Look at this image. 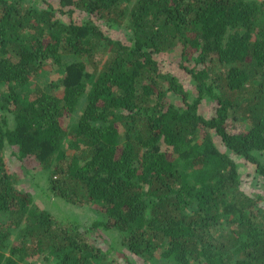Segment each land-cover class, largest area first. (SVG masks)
<instances>
[{
	"label": "trees",
	"instance_id": "trees-1",
	"mask_svg": "<svg viewBox=\"0 0 264 264\" xmlns=\"http://www.w3.org/2000/svg\"><path fill=\"white\" fill-rule=\"evenodd\" d=\"M34 1L0 0V264H121L123 248L148 264H264L262 197L236 160L264 183V0ZM173 51L196 63L194 93L161 71ZM25 160L119 240L104 248L74 208L38 206Z\"/></svg>",
	"mask_w": 264,
	"mask_h": 264
},
{
	"label": "rangeland",
	"instance_id": "rangeland-1",
	"mask_svg": "<svg viewBox=\"0 0 264 264\" xmlns=\"http://www.w3.org/2000/svg\"><path fill=\"white\" fill-rule=\"evenodd\" d=\"M35 0L33 4L37 5V8H46L47 4L51 2V4H56L55 0H44L39 1ZM38 2V3H36ZM174 52V53H173ZM170 54L167 55H158L157 60L159 63V66L161 67V71L168 73L170 72L172 75L176 76L178 80L183 84L185 90L188 92H195L193 82L190 78L189 73L185 70V67L190 69L194 68L195 64L193 61L190 60H182V57L178 53V51H173ZM50 65V66H49ZM53 62L48 64L49 70L48 75L49 78L55 80L57 79L58 72H57V66L54 67ZM185 66V67H184ZM200 68V66L198 67ZM177 102L181 103L182 101L179 99H175L173 97H169L167 99V102ZM216 104L214 102H204L200 106V113L207 117L212 116L215 114L216 110ZM249 124H235L234 128L236 130H246L248 128ZM121 131L123 130L122 127H120ZM217 145L219 148L223 150L222 143L220 141V138H216ZM237 162L240 165V171H241V182H242V190L245 192V194L249 196H257L260 195L262 197V200H260L261 207L264 208V183L260 176L255 174L254 166L248 164L245 160L242 158L236 157ZM26 165L24 167H21L20 170H18V175H21L22 178L20 180V183L23 185L25 189L30 191L35 196V202L38 206H40L42 209H49L53 213H60L62 216L65 214H69L72 210V206L65 204L61 200H57L55 197L50 195V192L47 188V177L46 174H43L40 170V167L32 163L30 160H25ZM19 169V167H18ZM16 170V169H14ZM75 209V208H74ZM71 214L74 216L76 215L78 219L80 220L82 224V229L85 232V235L87 238H89L91 241H98L101 242L102 246L104 248H109L107 244L104 243V241L101 238L108 239L111 242H114V240L118 239L119 236L118 233H112L109 231H105L102 228H96L94 227L95 222H97L100 218V209L94 211V208H90V206H85L83 210H73ZM8 215L5 213H0V222L5 221L7 219ZM121 249V248H120ZM119 254H116L115 252L113 255L117 257V262L121 264H148L147 262H144L142 259L137 258L134 255H131L130 258L127 257V252L123 248L122 251H119ZM132 260V262H131ZM51 258L49 261L44 259H33V264H53Z\"/></svg>",
	"mask_w": 264,
	"mask_h": 264
}]
</instances>
